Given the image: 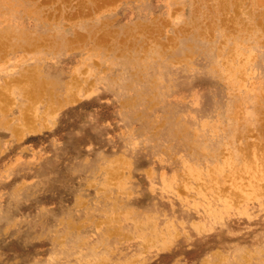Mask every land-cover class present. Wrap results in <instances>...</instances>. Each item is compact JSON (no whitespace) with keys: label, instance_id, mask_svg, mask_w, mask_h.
I'll return each instance as SVG.
<instances>
[{"label":"rangeland","instance_id":"374dc122","mask_svg":"<svg viewBox=\"0 0 264 264\" xmlns=\"http://www.w3.org/2000/svg\"><path fill=\"white\" fill-rule=\"evenodd\" d=\"M108 1L0 0V264H264V0Z\"/></svg>","mask_w":264,"mask_h":264},{"label":"bare ground","instance_id":"6f19581e","mask_svg":"<svg viewBox=\"0 0 264 264\" xmlns=\"http://www.w3.org/2000/svg\"><path fill=\"white\" fill-rule=\"evenodd\" d=\"M105 1V0H104ZM109 1H111V0H109ZM108 1V2H109ZM46 2H48V1H46ZM42 3H44V1H42ZM165 3H166V1H165ZM106 5H107V3H106ZM112 5V4H111ZM115 5H116V3H115ZM114 6V5H113ZM103 7V6H102ZM104 8V7H103ZM28 9V8H27ZM29 9H31V8H29ZM33 11H35V10H33ZM54 11V10H53ZM38 12V11H37ZM42 16H44V15H42ZM41 16V17H42ZM172 16V15H171ZM56 19V18H55ZM232 23V22H231ZM164 25V24H163ZM118 31V30H117ZM200 33V32H199ZM76 35V34H75ZM200 35V34H199ZM5 37V36H4ZM76 37V36H75ZM78 37V36H77ZM79 38V37H78ZM81 40V39H80ZM83 41V40H82ZM79 42H81V41H79ZM112 44V43H111ZM115 45V44H114ZM141 45V44H140ZM120 46V45H119ZM134 46V45H133ZM139 46V45H138ZM106 47V46H105ZM112 47V46H111ZM110 47V48H111ZM144 47V46H143ZM25 48V47H24ZM37 48H39V47H37ZM130 48V47H129ZM100 49V48H99ZM147 49V48H146ZM26 50V49H25ZM28 50V49H27ZM1 51V50H0ZM33 51V50H32ZM4 52V51H3ZM28 52V51H27ZM7 53V52H6ZM5 53V54H6ZM7 61V60H6ZM80 63V62H79ZM34 65V64H33ZM174 66V65H173ZM33 68V67H32ZM41 68V66H39V69ZM78 68V67H77ZM114 69V68H113ZM112 69V70H113ZM49 70H52V69H49ZM105 70V69H104ZM205 70L206 71H202V72H200V73H198L196 76H193V77H188V78H183L182 80H183V83L180 81V83H182V87H185V85L186 86H188V87H194L196 84H197V82H202V83H204V84H206L207 85V87L205 88V89H202V95H201V99L199 100V102H198V104H197V106H196V109H195V111H196V113H199V114H204V113H206L207 111H211L212 110V108H214L218 103H220L221 102V95H220V91H219V88L217 87V86H215V85H213L211 82H210V76L208 75V72L207 71H209V69H208V67L207 68H205ZM76 73V72H75ZM88 74L87 72H84L83 73V75L84 74ZM38 77V76H37ZM83 78V77H82ZM16 79V78H15ZM17 81H19V80H17ZM38 81V80H37ZM8 82H10V81H8ZM22 82V81H21ZM45 82V81H44ZM11 83V82H10ZM91 83V82H90ZM201 83V84H202ZM9 84V83H8ZM17 84V83H16ZM36 84V83H35ZM38 84V83H37ZM48 84H50V83H48ZM47 84V85H48ZM91 84H93V83H91ZM19 85V84H18ZM46 86V85H45ZM56 87V86H55ZM9 89H11V88H9ZM44 89H45V87H44ZM67 89V88H66ZM191 89H194V88H191ZM37 90V89H36ZM90 90V89H89ZM197 90V89H196ZM26 91V90H25ZM38 91V90H37ZM48 91V90H47ZM50 91V90H49ZM54 91V90H53ZM30 92H31V89H30ZM182 92V91H181ZM180 92V93H181ZM1 93V92H0ZM44 94V93H43ZM67 94H68V92H67ZM2 95H4V93H2ZM30 95V94H29ZM36 95V94H35ZM46 95H48L47 93H46ZM46 95L44 96V97H46ZM56 95V94H55ZM193 95H194V93H193ZM6 96V95H5ZM10 96V95H9ZM65 96V95H64ZM31 97H33V96H31ZM43 97V96H42ZM41 97V98H42ZM43 97V98H44ZM62 97V96H61ZM92 97V96H91ZM53 98V97H52ZM88 98V97H87ZM90 98V97H89ZM3 99H5V98H3ZM8 99V98H7ZM56 99V98H55ZM66 99V98H65ZM64 99V100H65ZM173 99V98H172ZM192 99V98H191ZM44 102V101H43ZM61 102V101H60ZM186 102V101H185ZM73 103V102H72ZM11 105L12 104H14V102L13 103H10ZM53 104V103H52ZM67 104V103H66ZM55 105V104H54ZM4 107H5V105H3ZM52 106V105H51ZM60 106V105H59ZM88 106V105H87ZM92 106V105H91ZM36 107V106H35ZM46 107H47V105H46ZM6 108V107H5ZM3 109V108H2ZM9 109V108H8ZM13 109V108H12ZM46 109L47 108H45V111H46ZM2 111V110H1ZM7 111V110H6ZM32 111V110H31ZM37 111V110H36ZM3 112V111H2ZM26 112H28V111H26ZM25 112V113H26ZM7 113V112H6ZM34 113V112H33ZM36 113H38V112H36ZM58 113V112H57ZM27 116H28V114H26ZM55 115V114H54ZM54 115H52V116H54ZM24 116H25V114H24ZM26 117V116H25ZM39 117V116H38ZM36 118V117H35ZM41 118V117H40ZM177 118V117H176ZM185 119H186V117H184ZM194 119V118H193ZM24 120V119H23ZM29 120V119H28ZM259 120H260V113H259V109L258 110H256V124H258V122H259ZM10 122V121H9ZM8 122V123H9ZM27 122V121H26ZM29 122V121H28ZM32 122V121H31ZM183 122V121H182ZM181 122V123H182ZM33 123V122H32ZM135 124V123H134ZM26 125H28V124H26ZM49 125V124H48ZM51 128H53V127H51ZM185 128V127H184ZM258 128V127H257ZM256 128V129H257ZM16 132V131H15ZM19 132V131H18ZM103 132H105L104 130H99V129H97V128H95V127H90L89 129H88V131H87V136L89 137V140L91 139V140H94V141H101V139H102V137H103ZM24 133V132H23ZM15 134V133H14ZM18 134H21V132H19ZM17 134V135H18ZM76 135H77V133H76ZM25 137V136H24ZM27 143V142H26ZM175 144V143H174ZM73 146V148H74V150L76 151H79V148H80V146L79 145H77V144H74V145H72ZM106 148V147H105ZM223 150V149H222ZM80 152V151H79ZM39 155V154H38ZM37 156V155H36ZM47 156V155H46ZM38 157V156H37ZM32 158V157H31ZM166 166V165H165ZM258 167H260L261 169H259ZM258 169V172H260V174L258 175L259 176V179H256L258 182L259 181H262V180H264V156H261V154H260V156L258 157V156H256V170ZM101 170V169H100ZM114 170V169H113ZM125 170V169H124ZM130 170H131V168H130ZM117 171H118V169H117ZM124 172V171H123ZM99 173V172H98ZM165 173V172H164ZM151 174H152V172H151ZM162 175V174H161ZM122 176V175H121ZM174 177V176H173ZM121 178V177H120ZM127 181V180H126ZM95 182V181H94ZM110 186V185H109ZM215 186V185H214ZM104 188V187H103ZM151 190V189H150ZM152 193V192H151ZM160 197V196H159ZM257 199V198H256ZM252 203V202H251ZM239 208V207H238ZM172 211V210H171ZM149 214V213H148ZM202 215H203V213H202ZM228 215H229V213H228ZM204 217V216H203ZM239 218V217H238ZM227 219V218H226ZM192 221V220H191ZM81 223H82V221H81ZM140 223H141V221H140ZM157 223V222H156ZM167 224H168V222H167ZM77 225H78V223H77ZM206 225V224H205ZM80 226V225H79ZM98 227V226H97ZM78 228V227H77ZM201 229V228H200ZM139 230V229H138ZM165 240V239H164ZM150 241V240H149ZM168 247V246H167Z\"/></svg>","mask_w":264,"mask_h":264}]
</instances>
